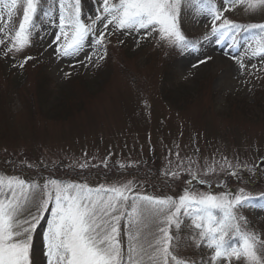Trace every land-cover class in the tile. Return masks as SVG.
Instances as JSON below:
<instances>
[{"label":"rangeland","instance_id":"374dc122","mask_svg":"<svg viewBox=\"0 0 264 264\" xmlns=\"http://www.w3.org/2000/svg\"><path fill=\"white\" fill-rule=\"evenodd\" d=\"M50 2L17 51L13 37L26 0H17L11 17V0H0V176L40 185L53 179L93 188L129 185V202L136 195L178 200L185 191L248 196L234 210L237 223L257 237L258 248L264 244V55H252L264 33L250 27L264 25V6L237 0L213 21L182 3L177 24L194 48L162 40L158 28L109 24L101 45L93 32L78 52L64 55L63 37L56 40L60 0ZM215 3L224 9L223 0ZM81 14L85 24L103 29L100 21L92 24L95 15L104 16L102 3L81 0ZM225 18L239 32L213 35V24ZM164 90L179 102L164 98ZM52 206L31 232L33 264H47L43 236ZM25 218L31 219L27 212ZM180 219V230L170 228L179 237L170 250L183 264H245L243 257L211 261L215 249L206 240L197 245L199 230L183 210ZM120 229L126 253L124 219Z\"/></svg>","mask_w":264,"mask_h":264},{"label":"snow or ice","instance_id":"6c2138e0","mask_svg":"<svg viewBox=\"0 0 264 264\" xmlns=\"http://www.w3.org/2000/svg\"><path fill=\"white\" fill-rule=\"evenodd\" d=\"M236 2L223 0L225 7L220 10L215 0H114L111 3L110 0H97V3H102L104 16L95 15L92 24L100 21L104 24L101 30L82 20L81 0L68 4L60 0V34L56 40L63 37L64 55L74 54L93 32L99 31L95 44L101 45L105 39L104 32L112 24L117 30L158 28L162 40L182 50L194 48L195 45L185 39L177 24L182 3L188 7L196 6L201 14H210L213 21H219L223 11L229 10L228 6ZM38 3L39 0H26L22 22L13 37L14 46L18 45L17 51L29 43V28L33 26ZM257 6H264V0L248 5L251 9ZM16 7L17 0H11L9 17ZM240 27L225 18L219 26L213 24L211 32L213 35L218 32L225 35L239 32ZM250 27L259 28L264 33V25ZM173 37L174 40L170 39ZM255 40L252 55H264V35ZM0 43L4 41L0 40ZM209 59L210 56L199 63H206ZM129 191V185L93 188L85 183H65L57 179L40 185L17 177L0 176V264H33L31 232L40 214L48 211L50 203L53 205L51 218L43 236V255L47 264H169L170 260L183 264L170 250L173 240L179 239L178 236L173 237L170 228L174 225L177 230L181 229L182 210L184 217L191 220L190 227L199 230L197 245L206 240L207 247L215 249L211 261L221 257H235L237 260L243 257L245 264H264V244L258 248L257 237L241 230L234 211L247 204L251 197L235 195L234 199H229L227 194L185 191L178 200L136 195L129 202L126 194ZM260 198H264V194ZM25 212L31 219L22 220ZM122 219L125 220L128 239L126 253L119 240ZM236 236L241 243L229 246L228 239Z\"/></svg>","mask_w":264,"mask_h":264},{"label":"trees","instance_id":"16d2710c","mask_svg":"<svg viewBox=\"0 0 264 264\" xmlns=\"http://www.w3.org/2000/svg\"><path fill=\"white\" fill-rule=\"evenodd\" d=\"M40 2H41V6L39 7V10L37 11L38 12V14H37L38 18H39V11H41L42 9H46V7L49 8L50 7V3H51L50 0H40ZM169 66L170 65L168 63H165V69L166 70L169 68ZM166 79H167V77L164 76V80H166ZM38 88L41 89V83H40V81H39V84H38ZM162 96L164 98L168 99V100H171V102H173V103H175L174 102L175 100H177L179 102L177 96L176 97L174 95L172 96L171 94L165 92V90L163 91V95ZM178 105H179V103H178Z\"/></svg>","mask_w":264,"mask_h":264}]
</instances>
